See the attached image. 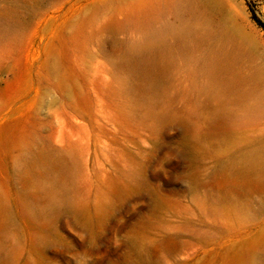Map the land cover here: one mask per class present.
<instances>
[{
  "label": "rangeland",
  "instance_id": "1",
  "mask_svg": "<svg viewBox=\"0 0 264 264\" xmlns=\"http://www.w3.org/2000/svg\"><path fill=\"white\" fill-rule=\"evenodd\" d=\"M249 1L0 0V264H264Z\"/></svg>",
  "mask_w": 264,
  "mask_h": 264
},
{
  "label": "bare ground",
  "instance_id": "2",
  "mask_svg": "<svg viewBox=\"0 0 264 264\" xmlns=\"http://www.w3.org/2000/svg\"><path fill=\"white\" fill-rule=\"evenodd\" d=\"M187 25H182L179 28H177V32L181 35H184L186 33H193L192 27H189ZM164 43V33L160 30L157 31L150 40L144 43L143 48L150 51V55L146 61V66L144 67L143 74L144 76L151 77L154 72L161 71L164 67L163 58L159 52L162 48V44Z\"/></svg>",
  "mask_w": 264,
  "mask_h": 264
},
{
  "label": "trees",
  "instance_id": "3",
  "mask_svg": "<svg viewBox=\"0 0 264 264\" xmlns=\"http://www.w3.org/2000/svg\"><path fill=\"white\" fill-rule=\"evenodd\" d=\"M251 12H252V18L257 22V24H259L261 27H264V21L259 17V15L257 14V11L255 9V7L250 3V1L248 2Z\"/></svg>",
  "mask_w": 264,
  "mask_h": 264
}]
</instances>
